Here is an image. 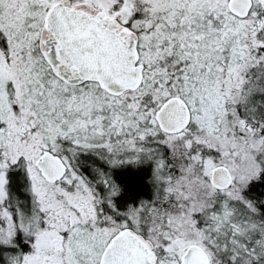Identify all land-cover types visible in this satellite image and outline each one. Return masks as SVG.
I'll return each instance as SVG.
<instances>
[{
    "label": "snow or ice",
    "instance_id": "obj_1",
    "mask_svg": "<svg viewBox=\"0 0 264 264\" xmlns=\"http://www.w3.org/2000/svg\"><path fill=\"white\" fill-rule=\"evenodd\" d=\"M0 264H264V0H0Z\"/></svg>",
    "mask_w": 264,
    "mask_h": 264
}]
</instances>
